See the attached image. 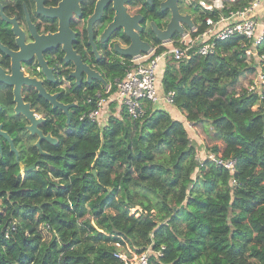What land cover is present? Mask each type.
Masks as SVG:
<instances>
[{
	"label": "trees",
	"instance_id": "obj_1",
	"mask_svg": "<svg viewBox=\"0 0 264 264\" xmlns=\"http://www.w3.org/2000/svg\"><path fill=\"white\" fill-rule=\"evenodd\" d=\"M194 11V22L211 14ZM249 46L242 35L215 39L206 56L166 58L160 78V93L173 91L188 122L225 121L213 134L235 159L233 172L199 159L183 119L153 104L100 125L79 120L92 99L67 132L46 126L58 142H42L40 152L16 135V157L2 140L0 264H124L116 243L136 253L150 245L146 264H264V82L240 84L264 70V58L247 56ZM254 49L264 54V36ZM137 224L151 235L141 237Z\"/></svg>",
	"mask_w": 264,
	"mask_h": 264
},
{
	"label": "flooded vegetation",
	"instance_id": "obj_2",
	"mask_svg": "<svg viewBox=\"0 0 264 264\" xmlns=\"http://www.w3.org/2000/svg\"><path fill=\"white\" fill-rule=\"evenodd\" d=\"M166 1L0 0V125L16 153L2 134L0 150L3 140L17 157L13 140L16 135L36 146L39 135L29 128L32 118L37 120L35 128L57 143V137L46 126L61 125L59 132L65 133L66 126L76 121L77 108L92 99L96 106L97 99L115 93L117 81L139 54H124L121 48L134 40L147 43V51L163 47L166 38H158L155 28L163 31L170 21V7H161ZM176 5L181 14L182 7L189 6L185 0H177ZM121 65L122 76L110 78ZM42 91L53 96L56 103ZM111 104L115 109L114 102H110L99 115L103 109L107 117L114 114V109L110 112ZM89 112H83L79 120L88 117ZM42 142L50 141L42 139L40 148L36 146L39 152ZM31 164L36 165L35 161ZM20 166L22 171L33 168Z\"/></svg>",
	"mask_w": 264,
	"mask_h": 264
},
{
	"label": "built area",
	"instance_id": "obj_3",
	"mask_svg": "<svg viewBox=\"0 0 264 264\" xmlns=\"http://www.w3.org/2000/svg\"><path fill=\"white\" fill-rule=\"evenodd\" d=\"M242 0H185L186 5L196 7L203 12H211L204 15L203 19L188 26L182 23L183 30L176 32L172 37L165 39L161 50L155 51L152 47L146 52L136 55L127 65L122 79L117 81L115 93H107L96 101V106L90 110L88 117L98 121L100 109L114 102L119 116L122 110L131 117H141L145 113L146 106L159 102L172 103L173 91L160 93L157 88V70L163 67L166 58L172 56L175 59H188L191 53L206 56L213 51L214 40L224 39L232 35H242L250 46L245 49L247 56L255 55L257 61L264 58V54L256 53L255 45L264 36V22L256 19L260 0H250L241 3ZM200 25H203L200 28ZM264 82V70L258 65L254 79L246 88L254 90ZM160 90V89H159ZM204 157L209 158L215 165L222 166L233 172L235 159L206 151ZM121 247L115 256L123 260L124 264H146L147 253H132L129 246Z\"/></svg>",
	"mask_w": 264,
	"mask_h": 264
},
{
	"label": "rangeland",
	"instance_id": "obj_4",
	"mask_svg": "<svg viewBox=\"0 0 264 264\" xmlns=\"http://www.w3.org/2000/svg\"><path fill=\"white\" fill-rule=\"evenodd\" d=\"M258 8V13L256 14V19L261 18L262 16H264L263 14V10H264V0H260V7ZM182 12L183 13H190L192 16L195 13L194 11V7L193 6H185L184 8L182 7ZM261 19L262 22H264V17H262ZM164 65V63H163ZM162 68H158L157 70V79H156V84H157V88L158 91H160V78H161V72H162ZM255 73L252 74H247L244 77L241 78V82L240 84L243 87H246L249 83L252 82V79H254ZM161 103V102H159ZM158 103V104H159ZM110 112H111V105H110ZM116 109L113 110V112H115ZM107 112L102 111V113L99 115V120L98 123L100 125H102L106 119H107ZM181 119H183V123L187 129V133L194 138V140H196L197 143H199V159H203V157L206 154V151H211V147L213 145H219V149L217 151V154L225 156L226 155V147L224 144H222L220 141H218L215 137V135L213 134L214 131H217L221 128L222 123H224L225 121H223L222 123H213L211 119H209V121H206V125L207 128L205 127V122L202 123H198V124H192L190 122H188L187 120H185L184 116H180ZM206 129V130H205ZM205 158V157H204ZM136 210V207H133L130 209V213H134ZM109 211L113 212L112 209H109ZM137 215V214H136ZM137 232L141 235V237H143L144 239L146 238L147 235H151L152 233V228H150L149 226L143 225V224H137ZM130 250L132 253H134V249L129 246ZM151 248L150 245L142 252H146V253H150Z\"/></svg>",
	"mask_w": 264,
	"mask_h": 264
},
{
	"label": "water",
	"instance_id": "obj_5",
	"mask_svg": "<svg viewBox=\"0 0 264 264\" xmlns=\"http://www.w3.org/2000/svg\"><path fill=\"white\" fill-rule=\"evenodd\" d=\"M176 1L177 0H167L166 2L161 3L162 8L165 7L166 5H168L170 7L171 17H170V21L168 22L166 28L163 31L155 28V32H156L158 38H163V39L166 38L167 39V38L172 37V35L175 31L181 32L183 30L182 23L186 24L188 26H191L193 24L189 13H184V14L179 13L177 5H176ZM126 28H127V26H126ZM127 30L130 32L129 29H127ZM138 47H140V50H138ZM147 48H148L147 43L140 42V41L137 42L136 40H134L128 47L121 48V51L124 54H132V53L138 54L141 51L146 52ZM41 93L45 97L49 98L54 104L56 103L53 96L49 95L48 93H45L44 91H42ZM32 121H33V124L31 126H29V128L31 129L32 132L36 131L39 135V139L36 142V146L38 148H40V141L42 139L48 140L52 143H55L54 138H52L50 135H43V133L39 129L35 128L34 123L37 122V120H34L32 118ZM1 134L8 138V140L10 142L11 150H13L16 153V149H15L14 145L12 144L10 137L5 132L1 131V125H0V135ZM33 166H34V164H31L29 167L27 166L24 168L28 169V168L33 167Z\"/></svg>",
	"mask_w": 264,
	"mask_h": 264
},
{
	"label": "crops",
	"instance_id": "obj_6",
	"mask_svg": "<svg viewBox=\"0 0 264 264\" xmlns=\"http://www.w3.org/2000/svg\"><path fill=\"white\" fill-rule=\"evenodd\" d=\"M263 14H264V10H263ZM261 18L258 19L260 22H262L263 20ZM156 106L166 108L173 117L180 118V116L182 115L181 112L178 109H176V107H174L172 104L161 102L159 104H156Z\"/></svg>",
	"mask_w": 264,
	"mask_h": 264
},
{
	"label": "clouds",
	"instance_id": "obj_7",
	"mask_svg": "<svg viewBox=\"0 0 264 264\" xmlns=\"http://www.w3.org/2000/svg\"><path fill=\"white\" fill-rule=\"evenodd\" d=\"M163 70V69H162ZM160 91H161V86H160ZM164 103H167V102H164ZM168 104H172V103H168ZM153 105H156V104H153Z\"/></svg>",
	"mask_w": 264,
	"mask_h": 264
}]
</instances>
